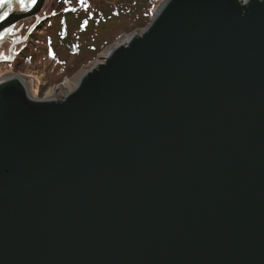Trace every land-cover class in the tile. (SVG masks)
I'll return each instance as SVG.
<instances>
[{
  "label": "water",
  "instance_id": "1",
  "mask_svg": "<svg viewBox=\"0 0 264 264\" xmlns=\"http://www.w3.org/2000/svg\"><path fill=\"white\" fill-rule=\"evenodd\" d=\"M79 79L0 80V264H264V0H164Z\"/></svg>",
  "mask_w": 264,
  "mask_h": 264
},
{
  "label": "trees",
  "instance_id": "2",
  "mask_svg": "<svg viewBox=\"0 0 264 264\" xmlns=\"http://www.w3.org/2000/svg\"><path fill=\"white\" fill-rule=\"evenodd\" d=\"M162 1L84 0L81 4L80 0H67L65 9L47 21L51 26L44 27L43 34H31L10 70H41L45 65L56 77L72 74L105 49L114 34L144 28ZM55 18L58 22L53 24Z\"/></svg>",
  "mask_w": 264,
  "mask_h": 264
},
{
  "label": "rangeland",
  "instance_id": "3",
  "mask_svg": "<svg viewBox=\"0 0 264 264\" xmlns=\"http://www.w3.org/2000/svg\"><path fill=\"white\" fill-rule=\"evenodd\" d=\"M66 4L67 0H47L44 6V11L45 13L50 11L51 13H53L51 16H54L55 14L62 12L65 9ZM71 8L72 5L69 7V10ZM57 22V18L53 19V24ZM24 23H27L28 25L29 20L25 21ZM41 24L36 28L35 32L37 34H43L45 32L44 27H49L48 25L51 26V24L46 21L42 22ZM143 30L144 28H140L130 32H119L118 35L114 34L113 41L105 49L98 53L93 60L84 64L80 69L72 72V74H67L65 76L63 75L62 77H56L55 75H51L50 70H48L45 65H43L41 70H34L28 67L22 70H16V68L11 71L0 70V78L10 74L20 75L27 82L28 91L34 98L62 100L79 86V77L85 71L91 72L98 63L103 64L105 62L106 56L112 49L120 46L121 44H124L126 40L133 34H141ZM51 36L52 38H54V35ZM41 44L42 46L44 45L43 43ZM66 56L68 57L69 64V53H66ZM47 63L49 66L51 65L50 61H48ZM62 85L64 86V89L61 91L59 90V88Z\"/></svg>",
  "mask_w": 264,
  "mask_h": 264
},
{
  "label": "snow or ice",
  "instance_id": "4",
  "mask_svg": "<svg viewBox=\"0 0 264 264\" xmlns=\"http://www.w3.org/2000/svg\"><path fill=\"white\" fill-rule=\"evenodd\" d=\"M38 0H0V20H5L9 15L14 11L27 12L30 8L37 4ZM80 3L83 4L84 0H80ZM14 4H18L19 8H14ZM7 6V7H5ZM12 28H5L4 33H0V36L11 32ZM12 57H4V59H11Z\"/></svg>",
  "mask_w": 264,
  "mask_h": 264
},
{
  "label": "flooded vegetation",
  "instance_id": "5",
  "mask_svg": "<svg viewBox=\"0 0 264 264\" xmlns=\"http://www.w3.org/2000/svg\"><path fill=\"white\" fill-rule=\"evenodd\" d=\"M20 39L23 40V37L20 38ZM13 44H14V45H13ZM24 44H25V43H24ZM24 44L15 45V43H10V44H9V47H8V50H9V51L7 52V54L5 55V57H12L13 54H15V56H17L18 53H19L20 48H21ZM15 56H14V58H12L10 61L0 62V64H4L5 67H6V66H10V65H11V62L14 61Z\"/></svg>",
  "mask_w": 264,
  "mask_h": 264
},
{
  "label": "bare ground",
  "instance_id": "6",
  "mask_svg": "<svg viewBox=\"0 0 264 264\" xmlns=\"http://www.w3.org/2000/svg\"><path fill=\"white\" fill-rule=\"evenodd\" d=\"M242 1H247V0H242ZM12 76V75H11ZM7 77H9V76H6V77H4L5 79L7 78ZM16 77H19L20 79H21V76L20 75H16ZM3 78V79H4ZM0 80H2V79H0ZM64 89V86L62 85L60 88H59V90H63Z\"/></svg>",
  "mask_w": 264,
  "mask_h": 264
}]
</instances>
